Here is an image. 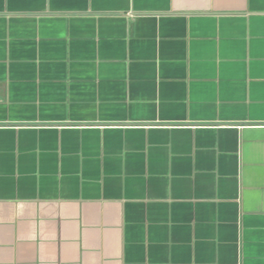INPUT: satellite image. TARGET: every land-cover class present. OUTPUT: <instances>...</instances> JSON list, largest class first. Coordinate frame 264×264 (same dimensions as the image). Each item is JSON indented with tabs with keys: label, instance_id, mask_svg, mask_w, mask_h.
Returning a JSON list of instances; mask_svg holds the SVG:
<instances>
[{
	"label": "crops",
	"instance_id": "1",
	"mask_svg": "<svg viewBox=\"0 0 264 264\" xmlns=\"http://www.w3.org/2000/svg\"><path fill=\"white\" fill-rule=\"evenodd\" d=\"M0 264H264V0H0Z\"/></svg>",
	"mask_w": 264,
	"mask_h": 264
}]
</instances>
